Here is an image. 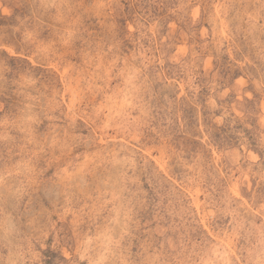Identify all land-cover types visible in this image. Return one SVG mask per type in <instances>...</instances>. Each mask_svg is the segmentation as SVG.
Returning a JSON list of instances; mask_svg holds the SVG:
<instances>
[{
    "label": "rangeland",
    "instance_id": "rangeland-1",
    "mask_svg": "<svg viewBox=\"0 0 264 264\" xmlns=\"http://www.w3.org/2000/svg\"><path fill=\"white\" fill-rule=\"evenodd\" d=\"M0 264H264V0H0Z\"/></svg>",
    "mask_w": 264,
    "mask_h": 264
},
{
    "label": "snow or ice",
    "instance_id": "snow-or-ice-1",
    "mask_svg": "<svg viewBox=\"0 0 264 264\" xmlns=\"http://www.w3.org/2000/svg\"><path fill=\"white\" fill-rule=\"evenodd\" d=\"M30 38H33V37H30ZM29 71H31V70L29 69Z\"/></svg>",
    "mask_w": 264,
    "mask_h": 264
}]
</instances>
